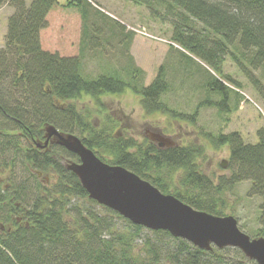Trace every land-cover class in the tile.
Listing matches in <instances>:
<instances>
[{
  "label": "trees",
  "instance_id": "obj_1",
  "mask_svg": "<svg viewBox=\"0 0 264 264\" xmlns=\"http://www.w3.org/2000/svg\"><path fill=\"white\" fill-rule=\"evenodd\" d=\"M131 2L146 6L153 16L170 18L171 42L205 62L217 76L222 73L221 57L229 55L228 50L235 46L254 67L264 61V0ZM4 4H12L15 10L8 18L0 47V172L9 170L7 184L0 186V264H161L163 260L169 264H257L238 248L204 250L164 230L148 229L143 248L135 252V242L144 227L88 197L77 176L59 158L61 155L68 161H78L75 154L54 143L42 148L36 145L44 142L47 125L64 133L78 131L83 143L102 160L124 166L160 191L218 216L224 215L226 205L221 196L248 180V194L262 200V226L253 237H264V127L257 131V141L253 143H245L238 132L208 135L216 146L229 148L230 175L220 176L214 183L199 172L195 163L196 157L203 154L200 145L192 142L158 147L150 140L139 143L122 138L95 126L89 114L69 102L84 94L98 100L130 90L139 96L146 113L160 112L194 122L202 104L228 111L230 87L211 75L205 81V91L217 92L220 100L213 101L207 95L193 114L177 112L162 99L169 90L163 65L146 85L143 71L132 65L128 54L130 33L125 43L116 38L114 28L87 35L88 25L94 20L89 1L66 0L65 6L78 9L83 34L89 41L99 38L106 45H116L117 51L126 55L124 64L118 59L117 66H105L95 77L82 72L79 55L44 46L40 38L48 13L58 0H0V7ZM112 20L108 19L121 27ZM192 21L202 25L207 34L195 30ZM186 58L192 59L187 54ZM235 87L239 89V83ZM261 94L264 98V91ZM50 170L57 179L47 187L37 172ZM164 170L166 181L161 179ZM175 171H180V175L171 185L170 177ZM75 198L87 201V205L74 204ZM171 242V247H161Z\"/></svg>",
  "mask_w": 264,
  "mask_h": 264
},
{
  "label": "rangeland",
  "instance_id": "obj_2",
  "mask_svg": "<svg viewBox=\"0 0 264 264\" xmlns=\"http://www.w3.org/2000/svg\"><path fill=\"white\" fill-rule=\"evenodd\" d=\"M87 1L91 4V15L94 18L90 23L88 22L87 35L91 33L96 35L95 30L102 31L103 34L114 28L116 38L125 43L128 39L127 33H130L128 54L132 56V65L143 71L144 85L155 78L160 65H163L169 90L162 99L170 109L191 115L207 95L213 101L220 100L217 92H207L204 87L205 81L211 75L217 76V73L205 62L171 42L173 29L170 18L153 16L146 6L135 4L131 0ZM65 3L66 0H58V4L48 13L47 26L42 30L40 37L44 46L59 49L67 55H79L83 60L82 72L89 77L98 75L105 66L116 65L118 59L124 64L126 55L118 52L116 45H106L105 41L96 37H93L92 41L88 40L83 34L80 12L73 6H65ZM13 7L12 4H4L0 7V47L4 43L8 18L15 10ZM97 8L98 14L94 13V9ZM163 10L161 9L160 12ZM111 18L121 27L113 24L114 22L110 23L108 19ZM191 24L195 30L207 34L198 22L192 21ZM235 47L228 50L229 55L221 57L222 73L217 76L230 87L227 90L229 91L228 111H221L216 105L202 104L197 109L194 122L160 112L148 114L142 109L139 96L130 90L104 95L98 100H93L84 94L79 99L69 102L89 114L95 126L122 138H132L141 143L149 139V132L155 131L171 137L176 146H185L192 142L200 145L203 147V154L196 157L195 163L200 173L216 183L220 176L230 175L229 148L227 145L216 146L208 135L214 137L219 133L238 132L245 143H253L257 141V131L264 127V98L261 94L264 91V61L260 66L254 67L249 64L246 59L248 57H244L240 49ZM247 53L249 55V52ZM186 54L192 59H187ZM238 83L239 89L235 87ZM73 133L79 136L78 131ZM59 158L63 164L69 162L61 155ZM223 160H226L225 167L220 165ZM166 172L167 170H164L161 173L163 177L161 179L165 181L168 179ZM179 175L180 171L171 174V185L176 183ZM7 176H9L8 169L0 172V186L7 184ZM38 177L47 187L57 179L56 174L51 170L42 174L40 172ZM249 184L248 180L242 181L221 197L226 203L223 209L224 215L235 217L240 230L254 238L253 236L262 226L260 219L262 200L259 196L248 194ZM72 202L77 205H87V201L76 198L72 199ZM141 232V238H137L135 242L137 243L135 252L143 248V241L149 234L148 228L145 227ZM164 242L169 241L166 238ZM171 245L172 242L161 247H171ZM161 264L169 263L163 260Z\"/></svg>",
  "mask_w": 264,
  "mask_h": 264
},
{
  "label": "water",
  "instance_id": "obj_3",
  "mask_svg": "<svg viewBox=\"0 0 264 264\" xmlns=\"http://www.w3.org/2000/svg\"><path fill=\"white\" fill-rule=\"evenodd\" d=\"M44 130L43 144L36 145L55 143L75 154L79 161L66 163V168L74 172L88 197L96 203L118 212L133 224L167 231L198 248L234 247L257 264H264V237L252 238L244 233L232 215L218 216L195 209L124 166L103 161L72 132H61L54 125H47ZM149 139L159 147L175 144L159 133L150 134ZM225 164L226 160L220 163L222 167Z\"/></svg>",
  "mask_w": 264,
  "mask_h": 264
},
{
  "label": "flooded vegetation",
  "instance_id": "obj_4",
  "mask_svg": "<svg viewBox=\"0 0 264 264\" xmlns=\"http://www.w3.org/2000/svg\"><path fill=\"white\" fill-rule=\"evenodd\" d=\"M152 133H159V132H149L148 133V138H149V136H150V134H152ZM160 135H162V136H165L164 134H161V133H159ZM169 137V136H168ZM169 138H171V137H169ZM172 139V138H171ZM173 140V139H172ZM155 144H157V142H155ZM158 145V144H157Z\"/></svg>",
  "mask_w": 264,
  "mask_h": 264
}]
</instances>
